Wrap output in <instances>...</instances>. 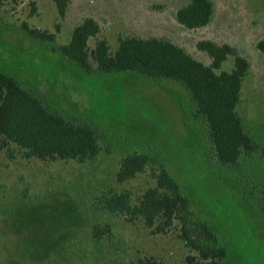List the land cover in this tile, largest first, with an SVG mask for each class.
<instances>
[{"label": "rangeland", "instance_id": "obj_1", "mask_svg": "<svg viewBox=\"0 0 264 264\" xmlns=\"http://www.w3.org/2000/svg\"><path fill=\"white\" fill-rule=\"evenodd\" d=\"M190 0H70L61 18L53 0H3L0 10V70L26 88L39 86L48 101L98 122L102 151L85 162L27 158L16 144L0 149V264H185L197 253L178 229L151 234L103 207V199L128 192L132 203L156 185L152 169L124 183L117 176L124 157L148 153L162 162L191 202L197 221L213 227L231 264H264L261 189L264 158L243 156L241 167L216 162L207 129L194 121L186 91L171 81L156 83L133 73L90 75L72 65L61 47L87 18L101 26L98 39L112 51L120 37L166 38L206 65L201 41L229 45L250 63L237 112L246 130L264 146V0H212L211 24L189 30L176 12ZM27 28L55 35L31 37ZM98 39H91L94 48ZM229 57L220 71H231ZM111 228L94 238L95 226Z\"/></svg>", "mask_w": 264, "mask_h": 264}, {"label": "trees", "instance_id": "obj_2", "mask_svg": "<svg viewBox=\"0 0 264 264\" xmlns=\"http://www.w3.org/2000/svg\"><path fill=\"white\" fill-rule=\"evenodd\" d=\"M53 1L61 18L66 17L70 0ZM214 15L212 0H190L176 12V20L194 30L211 24ZM27 31L44 42L55 40V35L48 32L31 28ZM101 31L96 20L87 18L74 28L70 42L61 47V52L72 65L90 75L133 73L156 83L178 84L188 94L194 121L206 127L220 167L239 169L243 156L264 158V146L247 132L237 112L250 63L234 48L212 41L199 42L198 50L212 59L206 65L166 38L120 37L117 49L112 51L107 39H98ZM93 38L98 40L91 48L89 42ZM258 48L264 52V41ZM231 56L235 58L234 68L220 71ZM103 138V127L95 120L54 106L42 87L26 88L19 79L0 70V149L13 143L27 158L85 162L101 153ZM148 168L153 170L155 186L148 188L134 204L128 192L105 197L104 209L129 222L141 221L153 235L178 229V238L197 253L188 255L185 264H231L229 250L220 244L215 229L194 218L189 198L158 158L145 152L127 155L122 160L118 183L132 180ZM261 195L264 217V186ZM110 232L109 226L97 225L93 235L101 240ZM137 264L159 263L142 259Z\"/></svg>", "mask_w": 264, "mask_h": 264}]
</instances>
